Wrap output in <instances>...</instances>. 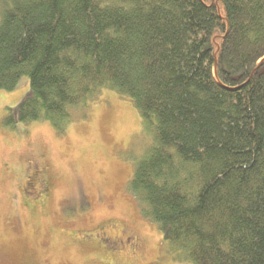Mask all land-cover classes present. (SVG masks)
I'll return each instance as SVG.
<instances>
[{
    "label": "trees",
    "instance_id": "trees-1",
    "mask_svg": "<svg viewBox=\"0 0 264 264\" xmlns=\"http://www.w3.org/2000/svg\"><path fill=\"white\" fill-rule=\"evenodd\" d=\"M22 76L5 125L133 103L153 138L127 191L166 252L264 264V0H0V90Z\"/></svg>",
    "mask_w": 264,
    "mask_h": 264
},
{
    "label": "rangeland",
    "instance_id": "rangeland-1",
    "mask_svg": "<svg viewBox=\"0 0 264 264\" xmlns=\"http://www.w3.org/2000/svg\"><path fill=\"white\" fill-rule=\"evenodd\" d=\"M28 91L27 76L0 90V264H185L164 250L157 225L127 191L153 138L133 103L104 89L62 132L47 121L5 125L7 108ZM19 167L28 172L22 181ZM32 172L46 178L49 197L30 209L23 192L35 202L45 189ZM103 223L131 244L101 245Z\"/></svg>",
    "mask_w": 264,
    "mask_h": 264
},
{
    "label": "flooded vegetation",
    "instance_id": "flooded-vegetation-1",
    "mask_svg": "<svg viewBox=\"0 0 264 264\" xmlns=\"http://www.w3.org/2000/svg\"><path fill=\"white\" fill-rule=\"evenodd\" d=\"M17 172L18 173H16V170H15L16 175H19V180L21 181H22V178L28 174V172L26 170H23L22 167H19ZM31 174L34 175L37 179L40 178L39 182L40 183L44 182V184L42 183V185L46 184L45 183L46 178L42 179L41 176L37 172H32ZM27 178H29V176ZM40 194L41 196L37 197L36 198L37 200L33 202L30 199H28L25 192H23L24 204L28 205L30 209H33V206H35L37 203L40 205L45 204L49 197L48 185H45V189H42ZM98 229L101 230V233H100L101 237L99 238L97 237L98 238L97 241L101 245H106V246L108 245L112 251L113 250L114 251L123 250V248L126 245L131 244L132 239L125 235L116 236L115 234H109L110 231L114 229V226L111 223H103V225L101 224Z\"/></svg>",
    "mask_w": 264,
    "mask_h": 264
}]
</instances>
